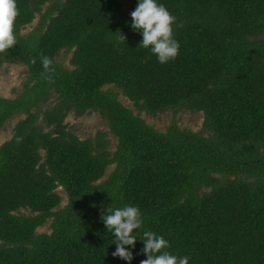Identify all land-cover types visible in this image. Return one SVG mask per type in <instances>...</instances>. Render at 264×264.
I'll return each mask as SVG.
<instances>
[{"label":"trees","instance_id":"16d2710c","mask_svg":"<svg viewBox=\"0 0 264 264\" xmlns=\"http://www.w3.org/2000/svg\"><path fill=\"white\" fill-rule=\"evenodd\" d=\"M49 2L40 26L23 34ZM158 3L176 17L180 45L164 64L138 46V0H17V42L0 53V78L4 61H19L32 85L0 97V132L26 114L0 146V264H129L112 256L101 219L125 205L143 219L135 248L126 246L130 264L147 258L144 231L189 264H264V0ZM65 48L71 68L57 60ZM41 54L53 61L51 80ZM110 85L152 114L203 111L207 134L176 122L156 130ZM91 111L118 138L114 152L105 134L81 139L68 128L69 113ZM59 186L69 195L61 208ZM49 221L51 231L37 233Z\"/></svg>","mask_w":264,"mask_h":264},{"label":"clouds","instance_id":"9594fccd","mask_svg":"<svg viewBox=\"0 0 264 264\" xmlns=\"http://www.w3.org/2000/svg\"><path fill=\"white\" fill-rule=\"evenodd\" d=\"M19 15L17 0H0V53L13 48L16 45L15 21ZM131 28L142 34L139 47L150 49L161 64L175 59L179 54V42L174 39L173 25L176 17L158 0H138V5L131 13ZM118 42L127 40L121 32L116 37ZM41 63L44 72L41 75L51 80L48 73H54L51 67L53 61L50 57L41 54ZM35 63V59L32 60ZM101 219L108 232L114 237L113 243L116 249L112 252L113 257L128 261L133 259V252L129 247L135 248L137 236L133 233L140 229L143 224L140 209L136 206L125 205L113 209L109 206L102 211ZM142 254L147 256L140 264H189L187 255L179 257L166 249L170 247L169 242L162 235L153 231H144L142 238Z\"/></svg>","mask_w":264,"mask_h":264},{"label":"rangeland","instance_id":"374dc122","mask_svg":"<svg viewBox=\"0 0 264 264\" xmlns=\"http://www.w3.org/2000/svg\"><path fill=\"white\" fill-rule=\"evenodd\" d=\"M50 4L51 2L44 5L42 11L36 15L35 19L22 29L23 34H28L40 26L42 15ZM72 55L73 50H67L65 48L59 52L57 60L64 66L71 68ZM30 76L31 74L28 66L24 63L19 61H4L1 65L0 97L16 98L19 96V94L25 90L27 83L28 85H32V82H29ZM109 87L118 93V97L122 104L130 108L134 114L140 116L158 131H166L169 125L176 122L182 129H190L195 132L207 134L204 127L205 114L203 111H192L189 109L176 111L169 109L164 112L152 114L149 111L138 107L134 101L124 94L123 90L113 85H110ZM49 103L47 102L42 104V109L47 108ZM25 117L26 114H17L5 123L0 132V146L13 137L16 124ZM66 123L68 124V128L81 139H95L100 133L105 134L104 140L108 141V150L110 152H114L116 150L118 138L112 133L106 119L99 112L91 111L82 116H77L74 112H71L66 118ZM114 166L115 165H111L107 168L103 179L108 177L114 169ZM57 192L62 196V202L59 207L61 208L68 203L69 195L62 186L57 188ZM22 212L29 214L30 210L23 209ZM50 224L51 221L46 223L44 226L39 227L37 229V233L50 232Z\"/></svg>","mask_w":264,"mask_h":264}]
</instances>
